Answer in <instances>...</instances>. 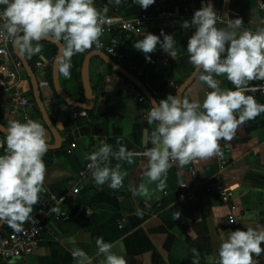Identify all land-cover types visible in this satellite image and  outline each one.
Here are the masks:
<instances>
[{"label":"crops","instance_id":"crops-1","mask_svg":"<svg viewBox=\"0 0 264 264\" xmlns=\"http://www.w3.org/2000/svg\"><path fill=\"white\" fill-rule=\"evenodd\" d=\"M176 1L155 0L147 10L140 9L131 0H125L119 6L110 4L109 0H94L93 4L102 17L114 14L133 17L143 12L153 17L144 23L140 36L130 37L132 42L120 67L128 72L129 67L134 66V59L143 60L138 67L145 76L138 80H143L141 85L155 101L175 95L196 68L189 63L186 51L187 41L194 29L181 27L184 21L190 20L163 16L172 10ZM190 1L198 3L202 0ZM205 1L211 3L228 23L231 19L241 18L242 28L253 33L264 27V11L259 7L264 5V0ZM3 7L0 6V12ZM221 28L227 29V26ZM161 31L173 36L177 55L168 57L157 46L155 52L148 54L151 62H146L144 55L135 50L133 44L146 33L159 36ZM109 40L108 34L99 37L102 45L108 44ZM51 45L54 44L41 41L42 51L30 58L21 56L11 46L13 56L18 59L19 54L24 64L32 69L44 111L61 144L58 149L48 150L43 156L46 169L44 184L32 213L46 210L51 197H63L65 201L56 205V210L73 215L83 205L89 209V214L81 226L73 220L60 222L50 219L36 252L7 264H76L71 255L76 248L87 253L91 264H102L104 256L98 252L95 243L98 237L110 243L112 252L123 256L126 264H192L197 259L193 250L199 253V264H212L223 236L237 229L229 227L226 222L229 209L200 192L199 187L207 182H222L229 190L234 208L232 213L239 228L264 225V113L241 124L234 138L225 141L228 165L224 170H220L216 156L195 159L183 167L176 162L167 172L165 187L160 189L157 187L159 182L150 183L143 176L146 161L136 156L153 147L147 142L155 129V123H148L147 113L151 109L148 101L140 103L132 92L122 89L116 73L96 55L104 53L103 48L93 45L71 58L70 70L76 73L74 78L64 80L63 75L58 73V83L64 94L71 101L82 104V66L89 57L88 79L93 99L90 110H93V115L90 118L87 115L90 110H79L78 117H70L69 107L59 96H55L54 87L45 78L50 71L53 82L52 65L56 52ZM36 63H41L44 70L37 69ZM22 68L19 79L11 81L8 75L14 68L9 60L0 57V114L11 104L7 89L16 84L15 89L21 90L31 103L29 119L43 126L45 124L34 102L31 79L23 64ZM214 79L221 90H234L226 76H214ZM254 82L250 81L247 86ZM207 91L211 89L196 77L184 91L182 99L202 102ZM255 101L264 105V97ZM0 124L5 127L2 120ZM44 128L45 141L48 148H52L54 138L47 127ZM101 141L112 145L114 150L123 145L134 154L131 162L110 157L109 166L120 164V171L125 174L122 186L117 190L110 189L107 184L97 186L91 180L92 171L84 179L78 176L89 162L87 156L99 149ZM72 143L76 144V148L71 155H67L66 149ZM5 148L6 144L0 155L4 154ZM190 167L196 171L195 179L191 177ZM182 184L187 186L185 191L180 189ZM141 188L148 190L147 195ZM147 207L151 210H146ZM5 226L6 223L3 228ZM261 248L264 249V243ZM254 259L258 264H264V252Z\"/></svg>","mask_w":264,"mask_h":264},{"label":"clouds","instance_id":"clouds-1","mask_svg":"<svg viewBox=\"0 0 264 264\" xmlns=\"http://www.w3.org/2000/svg\"><path fill=\"white\" fill-rule=\"evenodd\" d=\"M123 2L125 0H109L117 6ZM131 3L147 10L155 0H131ZM93 4L94 0H0V6H4L0 20L6 21L0 23V40L11 41L18 53L28 58L42 51L40 42L43 40L59 44L56 70L68 79L71 58L93 45L100 47L103 17ZM216 22L213 5L202 3L191 20L181 25L184 29H194L186 46L189 63L200 70L199 82L211 91L205 93L202 102H190L178 95L153 100L147 113L148 123H155V129L147 141L153 147L142 153L146 158L143 176L150 183L159 182L160 189L165 187L170 161L183 167L193 159L220 155L219 140L231 141L241 124L264 113V105L258 104L253 96L245 95L250 81L264 80V27L253 33L242 28L241 18L231 19L227 29L217 28ZM175 44L172 35L161 31L159 36L146 33L133 48L150 63L148 54L155 52L157 46L168 57H175ZM221 75L226 76L234 90L220 89L214 76ZM2 131L6 148L0 155V223H6L18 233L25 222H35L31 213L43 188L46 170L43 156L48 145L45 128L31 119L24 123L9 121ZM133 155L123 145L114 150L112 145L101 141L99 149L87 156L92 182L119 189L125 174L120 171V164L109 166L110 157L131 162ZM141 191L147 195L146 188ZM95 243L104 256L102 264H126L124 257L113 253L112 245L105 243L102 237ZM262 243L264 225L228 231L212 264H258L254 257L264 252ZM193 252L197 259L192 264H199V253ZM71 255L76 264H91L82 249H73Z\"/></svg>","mask_w":264,"mask_h":264},{"label":"built area","instance_id":"built-area-1","mask_svg":"<svg viewBox=\"0 0 264 264\" xmlns=\"http://www.w3.org/2000/svg\"><path fill=\"white\" fill-rule=\"evenodd\" d=\"M202 3L207 4L205 0L199 1L198 3L190 0H177L172 10L163 16L166 18L191 20L193 13L201 8ZM259 7L264 11V5H259ZM214 11L217 14L216 27L221 28L228 26V22L223 19L221 14L216 10ZM152 19L153 17L145 12L133 17H124L119 14L103 17L101 22L102 34L110 35L108 44H100V47L103 48L104 54L107 55L116 65L122 66L126 59V54L117 50L118 39L114 36V33H123L130 37H138L142 34L144 23L149 22ZM4 22L6 21L0 20V23ZM262 24L264 25V19L262 20ZM11 46V41L5 43L0 40V57L11 62L14 70L9 73L8 77L11 81H17L19 79V73L23 68L21 62L13 56ZM35 66L39 70H44L45 68L41 63H36ZM128 72L136 79L144 78L145 76L144 71L136 66H130ZM116 77L124 91L132 92L138 102L146 103V98L133 84H131L118 74H116ZM15 85L16 84L10 87V89H7V91L9 90V98L11 104L0 114V120H2V123L5 127L8 126L9 121L16 120L24 123L29 119V108L31 106V103L23 95L21 90H19L18 88L15 89ZM247 87L249 91H246L245 95H251L255 100L259 97H264V80H262L259 84L249 85ZM252 89H254V91ZM79 115L80 112H71L70 117L76 118ZM3 141L4 136L0 133V144H3ZM218 144L221 154L216 156V158L218 160L220 170H224L228 165L226 142L225 140L221 139L218 141ZM3 147L4 144L2 147H0V150ZM75 148L76 144L72 143L66 149V154L71 155L72 151ZM144 151L137 153L136 156L146 161V158L142 155ZM89 163L90 161L87 162L83 166V169L79 172L78 176L80 179H84L92 171V169L88 167ZM175 163V161H170L171 165ZM189 170L191 177L195 179L196 171L194 167H190ZM186 188L187 186L185 184L180 185V189L182 191H185ZM199 190L203 195L213 197L221 205L229 209L230 214L226 218V222L229 227L234 229H241L239 228L237 220L232 213L234 209L232 204V197L229 193V190L222 184V182L214 181L204 183L199 187ZM64 201L65 198L63 197H51L50 205L47 207V209L37 213H31V216L33 217V220L35 222H25L23 225V230L21 232L17 233L13 231L6 224V226L2 230H0V264H7L15 259L24 258L34 254L39 246L42 236L46 232L50 219H54L55 221L60 222L73 220L78 225H83L86 216L89 214V209L86 206L81 205L76 209L73 215H68L62 211L55 209L56 205L61 204ZM146 210L150 211L151 209L150 207H147Z\"/></svg>","mask_w":264,"mask_h":264},{"label":"water","instance_id":"water-1","mask_svg":"<svg viewBox=\"0 0 264 264\" xmlns=\"http://www.w3.org/2000/svg\"><path fill=\"white\" fill-rule=\"evenodd\" d=\"M45 42H49L52 43L56 46V54H55V58H54V62L52 65V73H53V87L55 92L57 93V95L65 102L66 106H68L69 108H73V109H78L81 111H89L91 106H92V94H91V90H90V86H89V79H88V60L89 57L85 59L83 66H82V85H83V93H84V102L82 104L79 103H75L73 101H71L62 91V89L60 88V85L58 83V72L56 70V57L59 54V44L54 43L50 40H43ZM99 58H101L103 60V62H105L112 70L114 73L120 75L122 78H124L125 80H127L128 82H130L131 84H133L141 93L142 95L146 98V100L148 101V103L151 105V102L154 100L150 94L144 89V87L141 85L140 81L138 79H136L134 76H132L130 73H128L127 71H125L124 69H122L120 66L116 65L107 55H105L102 52H98L96 54ZM18 60L21 62V64H23L25 71L27 72V74L29 75V78L31 79V84H32V89H33V98H34V102L35 105L41 115V118L45 124V126L47 127V129L51 132L53 138H54V147L52 148H48V150H56L60 147V137L58 135V133L55 131L51 121L48 119L46 112L44 111L43 105H42V100L40 97V90H39V85L36 81V79L34 78V74L33 71L30 67H28L26 64H24L22 57H19L18 54ZM200 72V70L198 68H195V70L193 71V73L179 86V88L176 90L175 95H178L180 98H182V95L184 93V91L186 90V88L196 79L197 74ZM33 79V82H32ZM5 127H3L0 124V133H3L2 129H4ZM5 223H0V230L3 229Z\"/></svg>","mask_w":264,"mask_h":264},{"label":"trees","instance_id":"trees-1","mask_svg":"<svg viewBox=\"0 0 264 264\" xmlns=\"http://www.w3.org/2000/svg\"><path fill=\"white\" fill-rule=\"evenodd\" d=\"M114 36L117 37L118 39V48L117 50L119 52H124L126 53L129 49V45L131 44L132 42V39L130 38V36L126 35V34H123V33H114ZM52 48H53V51L54 53L56 52V47L54 45H51ZM227 47V45H226ZM126 60V59H125ZM143 60H141L140 58H137V59H134L132 61V64L136 67H138L141 63H142ZM125 62V61H124ZM124 64V63H123ZM122 64V65H123ZM131 72V71H130ZM46 77V80L47 82L49 83V85L51 87H53V82H52V77H51V72L48 71L45 75ZM74 76H76V73L73 71V70H70V78L68 79H64V80H69L71 78H74ZM141 82H143V80L141 79L140 80ZM262 80H255V82L252 84V85H256V84H259ZM80 88H81V91L83 92V89H82V84L80 83ZM55 96L58 97V95L55 93ZM2 106V105H0ZM70 112H79L78 109H73V108H69ZM87 115L91 118L92 115H93V110H90ZM43 127H45V125H43Z\"/></svg>","mask_w":264,"mask_h":264}]
</instances>
